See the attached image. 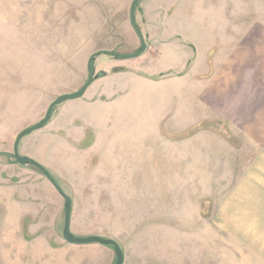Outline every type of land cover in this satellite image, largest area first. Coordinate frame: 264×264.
I'll use <instances>...</instances> for the list:
<instances>
[{
  "label": "rangeland",
  "instance_id": "obj_1",
  "mask_svg": "<svg viewBox=\"0 0 264 264\" xmlns=\"http://www.w3.org/2000/svg\"><path fill=\"white\" fill-rule=\"evenodd\" d=\"M133 1L0 0V221H21L27 240L45 234L67 242L65 199L38 168L16 162L14 144L57 98L82 88L90 58L107 51L92 63L96 74L117 62L158 82L142 83L113 68L93 82L85 98L56 106L44 128L21 140L19 153L45 167L71 198L75 236L115 240L127 264L138 251L168 264H212L216 251L238 252L227 240L235 229L212 224L213 203L227 188V178L219 177L228 163L218 165L212 157L210 83L202 87L201 100L195 82H164L194 58L203 61L200 72H210L203 46L208 36L193 35L177 14L167 21L156 19L158 14L150 19L163 1L140 0L136 22L146 44H153V36L160 42L175 38L176 47L147 48L140 57L114 60L112 54L132 55L141 47L130 20ZM204 7L219 16L214 21L221 34L214 35L220 44L227 42L226 28L233 29L231 42H238L242 28L264 25V0H208ZM182 40L193 45L184 48ZM3 230L0 264L7 249ZM99 245L74 249L103 252ZM31 254L27 248L25 264L38 263ZM116 260L115 254L113 264ZM242 263L219 259V264Z\"/></svg>",
  "mask_w": 264,
  "mask_h": 264
},
{
  "label": "crops",
  "instance_id": "obj_2",
  "mask_svg": "<svg viewBox=\"0 0 264 264\" xmlns=\"http://www.w3.org/2000/svg\"><path fill=\"white\" fill-rule=\"evenodd\" d=\"M161 1L164 5L158 8L159 10H153L149 15L150 19L153 14L155 16L158 14L160 17L156 19L167 21L172 19V14H177L175 19L187 26L193 35L208 36L203 46L208 52V60L211 63L210 72H200L203 61L194 58L185 67L166 75L164 82L175 79L183 81L184 84L195 82L198 89L196 96L201 100L205 95V90H201L202 87L205 83H210L211 122L214 135L212 157L218 165L228 163L226 174L219 177L222 180L227 178V188L219 192L218 195L221 196L213 203L212 224L235 229L234 233L227 235V240L238 252L236 255L232 254L234 256L230 254L221 256L219 251H216L212 253V259L217 262L212 264H219L220 258L228 260L241 258L242 264H251L245 260H259V264H264V25L242 28L241 32H236L243 36L242 41L238 42L236 39L231 42L229 36L233 29L226 28L222 33L227 36L225 37L227 42L220 44L214 35L221 34L219 21H214L219 16L215 17L213 12L207 13L204 5L208 0ZM182 7L186 11H179ZM152 32L151 34H155L154 29ZM150 40L153 44L148 43V50L159 47L174 48L176 46L173 47L172 44H177L172 43L175 38H165L160 42L159 38L153 36ZM187 45L193 44L185 40L180 43L184 48ZM112 66L122 68L114 72L115 74L122 73L142 83L158 82L155 77L144 75L128 67L127 64L115 62ZM113 68L108 69L104 77L109 76ZM12 222L11 218L0 221V227L4 229L3 239L7 246L2 252V264H25L24 255L27 248L31 249L32 259L38 260L36 264L114 263L115 252L110 246L97 244L99 246L95 247H99L103 252L88 251L81 254L74 249L75 244L57 243V240L45 234L27 240L21 221ZM53 242H56V245ZM155 258L153 255L150 256L149 252L143 254L138 251L132 257L131 264H168ZM124 264H127V254Z\"/></svg>",
  "mask_w": 264,
  "mask_h": 264
},
{
  "label": "water",
  "instance_id": "obj_3",
  "mask_svg": "<svg viewBox=\"0 0 264 264\" xmlns=\"http://www.w3.org/2000/svg\"><path fill=\"white\" fill-rule=\"evenodd\" d=\"M139 2H140V0H134L133 1L132 6H131V10H130V20H131V24H132L134 30L136 31L138 37L140 38L141 47L137 52H135L132 55L112 54L116 60H126V59H130V58L140 57L142 54L145 53V51L147 49V44L144 40V36H143V34H142L141 30L139 29L138 24L136 22V8H137V5ZM102 54H109V52L100 51L90 58V60L88 62L89 77H88L87 82L84 84V86L82 88H80L75 93L64 94V95L60 96L59 98H57L50 105V107L48 108V110L46 112L45 117L40 122H38L37 124L25 129L24 131H22L17 136L15 144H14V157H15L16 162L22 166L32 165V166H35L36 168H38L51 181V183L56 187L58 192L65 199V224H64L63 235H64L65 240L68 243H71V244H100L103 246H111V247H113L114 252L116 254V258H117L115 264H123L124 259H125V255H124V252H123L121 246L115 240L107 239V238L100 237V236L77 237L71 232V214H72V207H73V202H72L71 198L61 189V187L56 183V181L54 180L52 175L49 173V171L45 167H43L41 164H39L34 159H32L30 157L21 156L19 153V145H20L21 140L25 136L44 128L50 122L51 117H52V112L56 106H59L68 100L76 99V98L83 96V94L93 84V82L99 78V75H98L99 73L95 74V70L92 67V63L96 59L97 56L102 55Z\"/></svg>",
  "mask_w": 264,
  "mask_h": 264
},
{
  "label": "trees",
  "instance_id": "obj_4",
  "mask_svg": "<svg viewBox=\"0 0 264 264\" xmlns=\"http://www.w3.org/2000/svg\"><path fill=\"white\" fill-rule=\"evenodd\" d=\"M138 6V5H137ZM121 69H115V71H120ZM99 78L100 77H103V76H105L106 75V73H104V72H100L99 74Z\"/></svg>",
  "mask_w": 264,
  "mask_h": 264
},
{
  "label": "flooded vegetation",
  "instance_id": "obj_5",
  "mask_svg": "<svg viewBox=\"0 0 264 264\" xmlns=\"http://www.w3.org/2000/svg\"><path fill=\"white\" fill-rule=\"evenodd\" d=\"M95 74H96V71H95Z\"/></svg>",
  "mask_w": 264,
  "mask_h": 264
}]
</instances>
